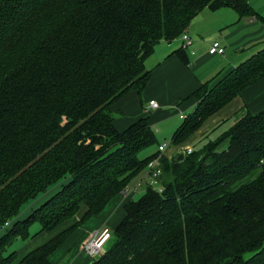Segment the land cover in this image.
<instances>
[{
  "label": "trees",
  "instance_id": "1",
  "mask_svg": "<svg viewBox=\"0 0 264 264\" xmlns=\"http://www.w3.org/2000/svg\"><path fill=\"white\" fill-rule=\"evenodd\" d=\"M223 6L254 14L247 0H0V264H52L50 254L77 224L144 174L158 155L139 156L157 143L148 116L118 131L111 106L146 85L144 60L160 40L177 38L204 7ZM262 76L264 48L202 85L170 144ZM158 166L161 189L144 185L125 201L88 264H264V109L240 114L189 153L160 155ZM81 205L78 222L18 260L9 251Z\"/></svg>",
  "mask_w": 264,
  "mask_h": 264
},
{
  "label": "crops",
  "instance_id": "2",
  "mask_svg": "<svg viewBox=\"0 0 264 264\" xmlns=\"http://www.w3.org/2000/svg\"><path fill=\"white\" fill-rule=\"evenodd\" d=\"M247 2L254 10L252 16L240 17L236 10L228 6L217 9L204 7L192 18L186 29L193 38L192 44L181 49L179 53L175 52L182 46L179 36L171 41L160 40L144 60L146 68L150 70L146 85L141 91L137 89L126 91L112 104L114 127L121 131L147 115V123L153 129L158 144L164 143L159 141L158 137L165 138L166 135L171 137L173 131L182 122L183 118L180 115L186 116L197 103L195 93L202 85L210 88L231 69L264 48V0H247ZM200 14L201 17H198ZM213 33L219 34V39L215 38ZM214 40L224 47L223 53L211 54L208 51L210 43ZM227 46H231L233 52L229 51ZM252 46H255V49L248 56L237 53ZM150 100L156 102L155 107L149 104ZM262 109H264V76L247 85L239 94L207 116L194 132L181 143L173 144L164 155L171 158L176 153L185 152L187 148L193 149L208 131L213 130L216 133L214 137H217L226 130L227 127L218 129L222 122L228 121L229 125L242 111L257 113ZM177 117L181 122L175 125L171 134L167 130L163 131L161 125L165 126L168 121ZM141 175L140 173L133 178L129 185ZM131 198L133 194L120 192L110 199L99 213L77 224L70 235L50 254V262L88 264L91 258L81 251L82 243L101 227L106 226L109 229L115 227L124 214L123 204ZM84 213L85 207L81 205L72 217L64 220L56 228L31 234L26 240L16 239V246L13 249L17 254L16 259H20L58 232L78 222Z\"/></svg>",
  "mask_w": 264,
  "mask_h": 264
},
{
  "label": "built area",
  "instance_id": "3",
  "mask_svg": "<svg viewBox=\"0 0 264 264\" xmlns=\"http://www.w3.org/2000/svg\"><path fill=\"white\" fill-rule=\"evenodd\" d=\"M182 41V47H186L192 44L193 38L187 33V31H183L179 37ZM208 51L211 54H221L224 52V47L220 45V43L216 40L212 41L209 45ZM149 104L152 107L156 106V102L154 100H150ZM184 118V115H180ZM168 144L163 143L157 146L158 155L152 158L146 165L144 176L138 178L135 182L131 185H126L123 193L126 194H133L135 192L141 191L144 189V185H153L154 187L161 189L160 184H158L157 176L160 174V168L158 166V161L160 155H164L165 151L167 150ZM191 148L185 149L186 153L191 152ZM135 184V185H134ZM133 185V186H132ZM9 226V222L5 221L3 227ZM111 231L108 227L104 226L98 230H95L88 238L85 240L81 245V251L93 258L94 256L101 253L102 249L104 248L105 243L110 238Z\"/></svg>",
  "mask_w": 264,
  "mask_h": 264
},
{
  "label": "rangeland",
  "instance_id": "4",
  "mask_svg": "<svg viewBox=\"0 0 264 264\" xmlns=\"http://www.w3.org/2000/svg\"><path fill=\"white\" fill-rule=\"evenodd\" d=\"M201 15L202 14H200L198 17H201ZM213 35H214L215 38L219 39V37H218L219 34L213 33ZM177 40L179 41V39H177ZM226 42H228V41H226ZM230 47L231 46H227L226 48H228L229 51L233 52L232 48H230ZM254 49H255V46H252L251 48H248V49L246 48V50L243 51V52H237V53L243 54L244 56H248ZM245 112H248V111H242V112L238 113L235 118L237 119V117L240 114H243ZM180 122H181V119H179L178 117L177 118H173L170 121H168L165 126L161 125V127H162L163 131L166 132V130H167L171 134V132L174 129L175 125L179 124ZM230 124H232V123H230ZM230 124L228 125V121L222 122V124L219 126L218 129H222V128H226V127L228 128L230 126ZM214 136H216V133H214L213 130L208 131L206 136L203 138V140L198 142L196 145H194L193 148H200L202 146V144H204L205 142L215 138ZM158 139H159V141L164 142V143L169 145V147H167V149L168 148L171 149L173 147V144H170V136L166 135L165 138H163V137L159 138L158 137ZM156 149H157V145L154 144V145H152V146H150L148 148L143 149L139 153V156H142V157L147 156L152 151H154ZM142 176H144V175L142 174L141 176L137 177L133 182H135L138 178H141ZM58 188H59V185L52 186L45 193L40 194L36 199H34V200L30 201L29 203L25 204L22 207V209L20 210L19 214L17 215V219L20 220V219H23L25 216H27L34 207L38 206L41 202H43L45 199H47ZM140 194H141V191L133 193V198L134 199L138 198L140 196ZM35 227H37V229H35ZM39 227H40L39 224L35 223L34 225L31 226L30 231L35 232V231H37L39 229ZM3 232H4V230H0V235ZM15 246H16V242L12 243L11 246L9 247V251L13 250Z\"/></svg>",
  "mask_w": 264,
  "mask_h": 264
},
{
  "label": "water",
  "instance_id": "5",
  "mask_svg": "<svg viewBox=\"0 0 264 264\" xmlns=\"http://www.w3.org/2000/svg\"><path fill=\"white\" fill-rule=\"evenodd\" d=\"M181 157H182V155H179V156H178V158H181Z\"/></svg>",
  "mask_w": 264,
  "mask_h": 264
}]
</instances>
